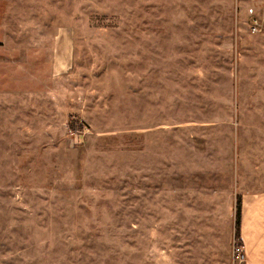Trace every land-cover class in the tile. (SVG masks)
Returning a JSON list of instances; mask_svg holds the SVG:
<instances>
[{"label":"rangeland","instance_id":"1","mask_svg":"<svg viewBox=\"0 0 264 264\" xmlns=\"http://www.w3.org/2000/svg\"><path fill=\"white\" fill-rule=\"evenodd\" d=\"M263 192L264 0H0V264H247Z\"/></svg>","mask_w":264,"mask_h":264},{"label":"crops","instance_id":"2","mask_svg":"<svg viewBox=\"0 0 264 264\" xmlns=\"http://www.w3.org/2000/svg\"><path fill=\"white\" fill-rule=\"evenodd\" d=\"M241 238L247 264H264V192L242 198Z\"/></svg>","mask_w":264,"mask_h":264},{"label":"trees","instance_id":"3","mask_svg":"<svg viewBox=\"0 0 264 264\" xmlns=\"http://www.w3.org/2000/svg\"><path fill=\"white\" fill-rule=\"evenodd\" d=\"M241 221H242V197L238 198L237 204V232L239 237H241ZM243 244V243H242Z\"/></svg>","mask_w":264,"mask_h":264},{"label":"built area","instance_id":"4","mask_svg":"<svg viewBox=\"0 0 264 264\" xmlns=\"http://www.w3.org/2000/svg\"><path fill=\"white\" fill-rule=\"evenodd\" d=\"M256 24H258V21H256ZM258 29H259V28H258V25H255V26L253 27V31H254V32H257ZM236 252H237V256H238L239 258H241L242 260H245L244 253H243L241 247H236Z\"/></svg>","mask_w":264,"mask_h":264}]
</instances>
